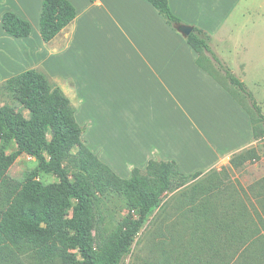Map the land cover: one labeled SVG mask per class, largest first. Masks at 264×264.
<instances>
[{
  "label": "trees",
  "instance_id": "trees-1",
  "mask_svg": "<svg viewBox=\"0 0 264 264\" xmlns=\"http://www.w3.org/2000/svg\"><path fill=\"white\" fill-rule=\"evenodd\" d=\"M145 1L175 31L176 25L185 24L168 0ZM75 15L69 0H43L42 40L50 41ZM1 25L13 37L31 33L30 22L12 11L2 13ZM187 25L192 30L184 38L197 54L196 64L247 112L253 139H264V114L251 91L219 56L210 34ZM82 132L75 106L44 69L29 68L0 83L3 260L22 264L21 257H26L35 264H119L163 195L193 181L178 198L184 224L190 226L188 234L164 237L179 245L164 253L159 264H264V182L245 187L232 175L258 157L254 148L234 153L228 165L206 172L184 174L174 160L151 159L144 169L135 168L129 178H121L85 145ZM20 153L36 160L22 180L8 173ZM41 173L56 180L44 183ZM119 205L127 214L111 233H98Z\"/></svg>",
  "mask_w": 264,
  "mask_h": 264
},
{
  "label": "crops",
  "instance_id": "crops-1",
  "mask_svg": "<svg viewBox=\"0 0 264 264\" xmlns=\"http://www.w3.org/2000/svg\"><path fill=\"white\" fill-rule=\"evenodd\" d=\"M0 1V82L35 65L44 69L75 106L85 145L119 177L151 159L174 160L184 174L206 172L254 143L247 112L147 1L69 0L75 17L48 42L39 26L43 0H35L36 26L25 11L32 0ZM168 2L248 79L251 57L264 54V0ZM5 11L29 20L31 33H6ZM33 35L38 41L30 46Z\"/></svg>",
  "mask_w": 264,
  "mask_h": 264
},
{
  "label": "rangeland",
  "instance_id": "rangeland-1",
  "mask_svg": "<svg viewBox=\"0 0 264 264\" xmlns=\"http://www.w3.org/2000/svg\"><path fill=\"white\" fill-rule=\"evenodd\" d=\"M1 2L2 1H0V8L5 5L4 2L6 1L2 4ZM31 4L32 6H25V11L30 16V20L33 25L36 26V1L32 0ZM181 20L183 21V19ZM183 22L185 24H190L185 21ZM253 32H257L261 35L258 29H254ZM34 35L28 41L30 46L35 45L38 41V38ZM30 62H32L31 64H34L36 60L32 59ZM36 67L37 66L35 65L34 68ZM214 73L222 83L229 86L227 81L223 80L218 72L214 71ZM247 77L248 79L246 78L243 82L253 94L256 102L261 107L262 113L264 114V54L251 57L247 70ZM234 92L243 104L248 105L247 99L236 91ZM24 112L26 114V111ZM82 140L85 143L83 138ZM248 148H254L258 157L253 160H249L241 169L235 170L232 173L233 177L245 187L257 182H264V139L260 138L258 140H254V143ZM116 154L119 155L118 152H116ZM35 165L36 160L33 157L27 155L26 153H20L16 156L13 164L8 170V173L11 177L22 180L24 176L35 167ZM39 179L44 183L56 180L55 176L45 173H41L39 175ZM192 184L193 181L181 186L173 192H168L163 195L161 205L145 219L142 227L135 235L133 242L129 247V251L122 255L119 264H159V261L162 259L164 253H167L170 249L178 247L179 243H172L171 239L169 242L164 239V237L170 238V235L178 236L180 233L185 235L186 232L188 234V228H190V226L188 227V224H184L185 219L183 217V212L179 210L180 204L178 198L180 191H182L184 187L189 188ZM126 214L127 210L124 209L122 205H119V207L116 208V214L113 219L106 217L101 228L97 229L98 233H102V235L111 233L117 225V222ZM1 255L0 264H17V262L11 259L9 261H6L5 259L3 260L2 258L5 257L3 256V253H1ZM21 263L35 264L34 262H30V260L26 257H21Z\"/></svg>",
  "mask_w": 264,
  "mask_h": 264
},
{
  "label": "water",
  "instance_id": "water-1",
  "mask_svg": "<svg viewBox=\"0 0 264 264\" xmlns=\"http://www.w3.org/2000/svg\"><path fill=\"white\" fill-rule=\"evenodd\" d=\"M176 29L183 37H186L187 35H189L192 30L191 26L187 24H178L176 25Z\"/></svg>",
  "mask_w": 264,
  "mask_h": 264
}]
</instances>
